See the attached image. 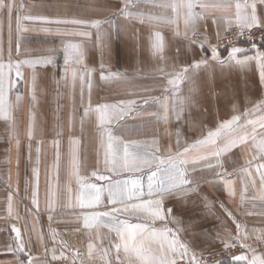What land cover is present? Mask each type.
<instances>
[{
  "label": "crops",
  "instance_id": "1",
  "mask_svg": "<svg viewBox=\"0 0 264 264\" xmlns=\"http://www.w3.org/2000/svg\"><path fill=\"white\" fill-rule=\"evenodd\" d=\"M4 2L12 7L0 9V63L11 60L15 65L42 57H51L53 63L35 68L22 65V81L17 80L15 67L12 69L8 92L13 104L11 120L0 119V264H72L78 260L121 264L127 258L122 250L116 251L115 245L120 243L117 233L108 226L85 227L87 210L78 205L79 183L103 185V203L97 210L108 211L110 182L136 176L146 190L148 175L159 168L153 183L162 179L167 187L169 179L163 170L168 165L154 163L144 172L114 175L106 171L111 166L105 164L106 157L111 159L108 135L126 143L141 142L142 151L149 156L167 159L234 116L240 118L237 132L248 135L247 143L220 157L208 153L207 147L189 155L183 167L192 185L185 186L179 196L165 198V207L172 209L167 218L171 222L156 221L152 227L167 224L178 230V239L197 260L203 255L218 258L228 248L226 243L264 245V182L257 170L264 163L259 148L264 140V128L259 126L264 119V108L259 107L264 105V83L256 61L245 65L227 62L231 49H219L221 39L232 28H228V20L235 21V3L244 0H215L229 7L204 8L195 3L191 9L181 6L177 10L161 7L165 0H132L127 9L130 15L121 14L125 0ZM261 12L264 5L258 4V15ZM189 16L192 19L186 27ZM71 19L87 23L42 22ZM97 21L98 28L89 26ZM85 32L88 35L79 34ZM157 32L163 37L162 50L155 48ZM196 34L203 38L196 40ZM70 44L74 49H69ZM213 46L218 47L224 64L210 58ZM242 49L249 56L256 54L252 46ZM77 56L82 63L76 62ZM202 58H207V64L196 68ZM183 68L188 69L184 79L170 84L169 78ZM101 105L117 106L112 123L103 125V131L95 111ZM120 109L124 110L122 119ZM77 140L80 182L71 174L73 141ZM216 143L223 147L224 141ZM29 145L39 151L38 157L33 154L22 160L19 151L22 146L29 150ZM52 149L60 152L58 172L53 169ZM21 163L27 167L24 171ZM34 169L39 171L38 207L33 204ZM93 172L111 180H96ZM224 180L232 181L231 195ZM66 184L71 185L70 194L65 192ZM49 185L54 197L46 200ZM130 222L148 223L135 217ZM13 228L20 230L23 252L17 250L19 241ZM172 258L182 260L178 255Z\"/></svg>",
  "mask_w": 264,
  "mask_h": 264
},
{
  "label": "snow or ice",
  "instance_id": "2",
  "mask_svg": "<svg viewBox=\"0 0 264 264\" xmlns=\"http://www.w3.org/2000/svg\"><path fill=\"white\" fill-rule=\"evenodd\" d=\"M132 0H125L124 11L122 15H130L127 9L131 5ZM195 3H199L201 7H229L230 5H222L216 3L215 0H165L160 4L161 7H171L174 10L179 9L181 6L191 9ZM264 5V0H244L243 3H235V21L228 20V28L236 26L239 28L238 35L243 36L245 31L251 39V35L254 34L253 30L259 34L261 38V44L264 46V12L259 15L257 13V5ZM8 7L9 10L12 4L5 5L4 0H0V9ZM26 19H36L33 17H25ZM191 16L185 19V26L191 22ZM44 23H56V24H71V25H85L87 22L83 20H55V21H42ZM175 23V21H172ZM19 23V18H18ZM91 27H99V22L90 24ZM227 30V29H226ZM72 34V33H64ZM80 35H88L87 32L79 33ZM69 49H74V45L70 44ZM203 49V45L200 46ZM228 53L227 62H235L237 65H245L250 61H256L259 65V78L264 83V52H260L256 49V45L252 44V49L256 50V54L249 56L242 48L237 46H231ZM155 48L162 50L163 37L160 33L155 34ZM210 58L214 61L224 64L226 61L221 59V55L217 46H213L210 50ZM67 62V56H66ZM76 62L82 63V59L77 56ZM51 57H42L31 60H24L22 62H16L12 64L11 60L7 64L0 63V119L11 120V113L13 110V104L8 101V92L12 85V69L15 67L16 78L19 81L23 80V74L20 71L22 65H28L35 68L36 66H44L52 64ZM207 64V58H202L194 66L196 68L201 65ZM82 71H86L82 69ZM188 69L183 68L180 73L169 78V83L176 85L178 82L184 79L183 73H187ZM75 71L73 77L75 78ZM101 78H105L102 73ZM35 74L32 78L33 95L32 101H35ZM19 100V97H17ZM90 107V106H89ZM264 108V105L259 106ZM117 106L101 105L97 106L96 112L98 113L99 124L103 131V125L111 124L114 114H116ZM124 110L120 109L119 118L122 119ZM180 118V113H177V119ZM34 120V117H32ZM240 118L234 116L231 120L220 123L215 130H209L207 135L192 145H185L183 152L178 151L176 157L169 156L167 159L160 158L155 154L149 156L147 151H142V144L138 141L124 142L122 139H115L110 134L108 135V155L105 159V164H110V167L106 168V171L111 172L114 175H122L123 173H138L144 172L146 168H151L152 165H168L167 169H164L168 175L169 185L165 187L164 181L158 180L154 185L153 179L158 176L161 169L157 168L150 172L148 175V186L145 190L142 180L139 177L133 176L131 179H124L119 181L110 182L107 185L108 190V204L111 205L108 211L97 210L103 203L104 186L97 185L95 183H79L80 195L78 197V205L82 210H87L84 214L85 227H101L108 226L112 231L116 232L119 236L120 243L115 245L117 253L121 250L127 258L122 261L121 264H178L177 259L172 257L179 256L180 259L187 257L188 264H204L203 261H198L195 254H189L188 245L178 239L177 231L167 227L165 224L162 228H155L152 225L156 221L171 222L167 218L171 214V207H165L164 201L168 196H179L185 191V186L192 185L193 181L187 175V169L183 167V164L189 162L188 156L192 153L198 152L200 149L207 147V152L213 156L220 157L232 149L238 147L241 144L247 143L249 137L247 134L238 133L237 129L240 127ZM259 126L264 128V119L259 121ZM235 134V135H234ZM31 131L29 134V140H31ZM223 139V147L218 145L217 140ZM254 139V137H253ZM177 142L179 143V134H177ZM153 145L156 141L152 142ZM75 147L71 153L72 159V175L75 176L77 182H80L83 177L79 174V141H73ZM58 148V141L56 142ZM260 159L264 161V140L259 143ZM190 149L192 152L190 153ZM158 150V149H157ZM31 149L29 145V159ZM201 155H204L201 153ZM59 153L57 151L54 157L53 169L58 172L59 168ZM195 163V160L191 161ZM257 170L260 171L262 182H264V163L257 165ZM36 176V190L33 195V204L38 207L39 205V171L34 169ZM92 176L99 181H110V176L92 173ZM54 182H57V176L52 177ZM229 188V194H232L231 184L232 181H222ZM49 192H46V200L54 197V189L52 185H49ZM72 188L70 184L65 185V192L71 193ZM264 195V193H262ZM11 201V197H9ZM223 207V205H221ZM49 210H54L50 207ZM9 211L11 212V204H9ZM231 216V213H228ZM135 217L138 221H148V223H133L130 222V218ZM107 218V219H105ZM51 219V217H50ZM110 221V223H109ZM240 225H237L239 231ZM16 233V239L19 241L17 250L19 252L24 251L23 241L20 239V230L13 228ZM239 243V241H237ZM235 246L225 244V247ZM241 247H250L248 245H240ZM91 247V246H90ZM169 253L172 255L169 256ZM55 258V256L53 257ZM117 256V260H119ZM234 264H264V255H257L255 250H252V255H238L233 258ZM31 264V261H29ZM212 264H223L222 261H212Z\"/></svg>",
  "mask_w": 264,
  "mask_h": 264
},
{
  "label": "built area",
  "instance_id": "3",
  "mask_svg": "<svg viewBox=\"0 0 264 264\" xmlns=\"http://www.w3.org/2000/svg\"><path fill=\"white\" fill-rule=\"evenodd\" d=\"M239 31L240 30L238 27L236 26L232 27L227 32L225 37L221 39L219 43V49L220 50H230L229 45L244 48V47L252 46V44H255L258 49H264V46H262L261 44V38L259 34L256 33V30H253L254 34L251 35V39H249L250 34L247 31H245L243 36L238 35ZM194 38L196 40H201L203 37H202V34H196ZM230 253L238 254L240 253V251L239 249L235 248V249L230 250ZM202 261L204 262V264H210L212 260L209 259L208 257H204ZM72 264H96V263L84 260V261H76Z\"/></svg>",
  "mask_w": 264,
  "mask_h": 264
},
{
  "label": "rangeland",
  "instance_id": "4",
  "mask_svg": "<svg viewBox=\"0 0 264 264\" xmlns=\"http://www.w3.org/2000/svg\"><path fill=\"white\" fill-rule=\"evenodd\" d=\"M60 153L59 150L57 149H52L51 150V157L54 158L56 153ZM20 155H21V159L23 160L24 158H27L28 155H29V150L22 146L21 149H20ZM33 154L35 155V157H38V154H39V151H36V150H32L31 149V152H30V155L31 157H33ZM24 164L21 163V170L24 171L27 167H23ZM250 247H241L240 245H236L235 246H229L224 252H222L220 254V256H218V258H215V256H210V255H203L202 257L198 258V261H202V259L204 257H208L209 259H211L212 261H222L223 264H234L233 262V257L234 256H238V255H241V254H244V255H248L249 257H251V253H252V250L254 249L255 250V253L256 254H259L260 252H263L264 251V245H261L259 244L258 242L257 243H253L252 245H249ZM239 249L240 253L238 254H231L230 253V250L232 249ZM78 261H82V260H78ZM212 261L210 264H212ZM178 264H188L186 262L185 259H182L181 261L178 262Z\"/></svg>",
  "mask_w": 264,
  "mask_h": 264
}]
</instances>
